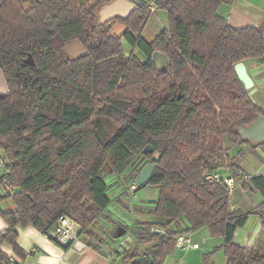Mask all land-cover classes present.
Returning <instances> with one entry per match:
<instances>
[{
	"label": "trees",
	"instance_id": "1",
	"mask_svg": "<svg viewBox=\"0 0 264 264\" xmlns=\"http://www.w3.org/2000/svg\"><path fill=\"white\" fill-rule=\"evenodd\" d=\"M112 1L0 0V68L10 84L0 97V218L9 226L0 232V264L8 263L4 243L19 250L17 226L48 235L61 216L83 229L79 237L96 253L118 242L123 227L146 247L149 264H164L179 235L208 227L225 239L226 264H264V212L232 211L221 173L231 169L235 186L264 195V178H244L224 143L226 135L231 147L246 143L240 130L264 117L235 70L263 58L264 30L231 27L220 9L234 0H133L137 9L121 20L128 31L111 37L97 13ZM150 5L169 20L153 41L143 37ZM77 39L87 54L69 59L65 49ZM122 39L147 61L125 56ZM158 53L170 61L164 71ZM148 147L153 153H144ZM147 164L154 171L142 188L159 191L149 213L166 222H117L107 235L113 205L126 208L112 192L125 179L130 196ZM212 173L221 180L206 182ZM8 199L15 212L2 209ZM255 213L259 240L235 245V232ZM113 253L140 264L137 249Z\"/></svg>",
	"mask_w": 264,
	"mask_h": 264
},
{
	"label": "crops",
	"instance_id": "2",
	"mask_svg": "<svg viewBox=\"0 0 264 264\" xmlns=\"http://www.w3.org/2000/svg\"><path fill=\"white\" fill-rule=\"evenodd\" d=\"M159 11L166 13L165 11ZM220 11L227 19L228 24L235 29L255 27L264 30V0H234L231 5H223ZM164 29L165 26L163 25L159 33ZM143 37L147 39L144 33ZM243 63L253 81V86L250 89H246L248 96L257 106L264 110V56L261 60L250 59ZM242 141L246 143L236 147L225 146L230 165H238L241 168L238 172L242 176L249 175L251 178H264V146L262 145L264 140L255 141L253 139H244L242 136ZM221 173L224 176L232 175L231 169H222ZM150 188L145 187L144 189ZM117 193L118 191L112 192V198H115ZM156 196L157 193H155ZM129 197L125 200V209L116 205L111 208L112 212L108 214L110 218L103 225V229L107 233L109 232L107 235L114 230L115 223L123 222L122 217L130 225L135 222L139 224L149 221L166 222L153 217L149 213L154 209V202H156L158 197H156L157 199L153 197L148 202L131 201ZM230 206L232 211L240 210L244 213L250 211L264 212V195L257 190L246 191L241 186H234L230 194ZM1 207L5 212H15L17 210L13 199L4 201ZM8 229V224L0 218V232ZM262 230L260 216L255 213L248 218L244 227L237 229L233 242L237 246L252 248L259 240ZM15 231L18 235L17 244L19 250L15 251L8 243H4L1 246L2 251L8 257L7 264H126L122 262L120 257H117L114 253L112 254L114 249L118 250L117 242L108 241L101 253H96L87 247L80 237L70 247L65 248L68 245L56 244L48 235L32 226L25 228L17 226ZM188 238L189 243L192 246L197 245L198 248L185 250L174 248L167 256L164 264H226L227 260L223 251L225 239L222 236H212L209 228L204 227L189 233ZM138 248L139 250L136 249L140 256H147L150 262V257L145 252L146 247L138 244ZM131 249H135L133 245ZM140 250L142 251L140 252Z\"/></svg>",
	"mask_w": 264,
	"mask_h": 264
},
{
	"label": "water",
	"instance_id": "3",
	"mask_svg": "<svg viewBox=\"0 0 264 264\" xmlns=\"http://www.w3.org/2000/svg\"><path fill=\"white\" fill-rule=\"evenodd\" d=\"M136 9L137 6L135 3L129 0H113L111 3L102 6L100 13V23H105L115 18L126 19ZM127 30V26L117 23L111 28L108 35L111 37H122ZM65 53L69 59H76L85 56L87 54V50L82 42L77 39L65 49ZM154 62L159 71L166 70L170 64L169 59L161 53L156 54L154 57ZM235 70L239 79L244 83L245 88L250 89L253 86V81L249 76L244 63H238L235 66ZM240 133L244 139H253L255 141L264 140V117L261 116L251 126L242 128ZM144 153H153V149L148 147L145 149ZM210 168L214 169L212 166ZM153 171V164H147L142 168L138 178L135 180V186L138 190L146 185V183L151 178ZM125 233L126 230L123 227H119L115 238H122L124 237ZM135 262L140 264H149V259L147 256H140L135 259Z\"/></svg>",
	"mask_w": 264,
	"mask_h": 264
},
{
	"label": "rangeland",
	"instance_id": "4",
	"mask_svg": "<svg viewBox=\"0 0 264 264\" xmlns=\"http://www.w3.org/2000/svg\"><path fill=\"white\" fill-rule=\"evenodd\" d=\"M101 8L102 7H100V9L98 10V13H97V21H98V23L100 22ZM119 24H121V23H119ZM163 25L165 26V28L169 27L168 14L164 13V12H160L159 10H155V12L153 13V15L151 16V18L149 19V21L147 23L145 31L143 32L144 34H146L147 40L151 41L152 39H155L156 36L159 35L158 33L160 32V29L163 27ZM110 30H111V28L108 30V32ZM122 45H123V50H124V55L125 56L128 57V56H130L132 54V55H135L141 63H144V62L147 61L146 55H144L139 49H134L125 39H122ZM102 123L104 124V127H105V129L108 132H111V131L114 130L113 126L108 121H106L105 118H102ZM224 143H225V146H227V147L230 146L229 136L226 135L224 137ZM156 158H158V156H156ZM124 180L125 179L119 180V186L116 189V191H118V193H117L118 198H122L125 201L129 196H128L127 192H126L127 191L126 187H128V184ZM0 191L2 193H5V191L1 187H0ZM158 192L159 191H158L157 188H152V187L150 189L142 188V189H139V191L136 194H133V192H130V197L129 198H130L131 201H135V202H137V201L138 202H141V201L142 202L143 201L148 202L151 199H153V197H155V193H157L156 197H158ZM122 221L124 223L127 222V220L125 218H123V217H122ZM105 224H106V222H105ZM103 231L105 232L104 229H103ZM124 238L128 240L129 246L131 245V248H132V245H133V247L135 249L137 248L139 250L137 241H135L134 233L130 229L125 233ZM141 251L142 250H140V252Z\"/></svg>",
	"mask_w": 264,
	"mask_h": 264
},
{
	"label": "built area",
	"instance_id": "5",
	"mask_svg": "<svg viewBox=\"0 0 264 264\" xmlns=\"http://www.w3.org/2000/svg\"><path fill=\"white\" fill-rule=\"evenodd\" d=\"M150 8L153 13L155 12V10H157L156 6L154 5H150ZM1 167H3L2 162H0V168ZM221 177L222 176L219 173H212L206 175L204 180L206 182H219L221 180ZM244 178L249 179L251 178V176L244 175ZM224 182L229 187L231 194V191L235 186L233 177L231 175L224 176ZM5 183L8 182L6 181ZM131 190L133 191V193H136L138 191L135 185L131 187ZM82 230L83 229L74 220H72L67 216H61L57 220L54 229H52L48 234V237L56 244L70 245L79 238ZM189 242L190 241L188 238V233H182L181 235L178 236L175 242V248L179 250H185L188 248H198L197 245L192 246ZM117 246H118V251L120 250L119 252L131 250V245L129 246L128 240L125 239L124 237L120 238L119 242H117Z\"/></svg>",
	"mask_w": 264,
	"mask_h": 264
},
{
	"label": "flooded vegetation",
	"instance_id": "6",
	"mask_svg": "<svg viewBox=\"0 0 264 264\" xmlns=\"http://www.w3.org/2000/svg\"><path fill=\"white\" fill-rule=\"evenodd\" d=\"M131 1H133V0H131ZM121 20H123V18H115V19L110 20V21L105 22V23H110L111 24V28H112L118 22L121 23V24H123L121 22ZM105 23H100L99 22V24H105ZM30 62L32 63V60H30ZM9 93H10L9 80L7 78L6 73L0 68V97H6Z\"/></svg>",
	"mask_w": 264,
	"mask_h": 264
}]
</instances>
